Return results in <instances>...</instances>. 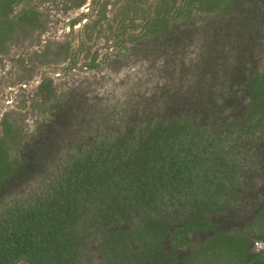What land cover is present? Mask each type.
Listing matches in <instances>:
<instances>
[{
  "label": "trees",
  "instance_id": "obj_1",
  "mask_svg": "<svg viewBox=\"0 0 264 264\" xmlns=\"http://www.w3.org/2000/svg\"><path fill=\"white\" fill-rule=\"evenodd\" d=\"M87 8L71 27L111 41L106 70L43 78L31 127L3 118L0 264H264V0ZM44 27L36 0H0V51ZM83 42L31 61L69 72Z\"/></svg>",
  "mask_w": 264,
  "mask_h": 264
},
{
  "label": "rangeland",
  "instance_id": "obj_2",
  "mask_svg": "<svg viewBox=\"0 0 264 264\" xmlns=\"http://www.w3.org/2000/svg\"><path fill=\"white\" fill-rule=\"evenodd\" d=\"M63 2L64 0H36L38 9L43 14L45 27L41 28V31H38L33 38L11 42L5 52L0 51V136L4 133L3 118L12 110L25 113L26 125L33 126L34 117L32 110L29 109L30 97L43 78H53L62 86L68 80L70 81V78L106 70L101 66L90 65V62L95 56L99 62L110 52L111 41L107 42L103 35L98 36L96 30L81 32L87 19L77 22L74 28L71 27L74 19L81 13L87 12L90 0H87L80 8L69 10L65 8ZM81 40L84 44L81 49L78 46H76L78 48L74 47L73 53L80 51L77 57H74L75 67L69 72L63 69L68 61L53 65L47 62L48 59L45 60L49 57L40 56L35 59L36 68L35 63L31 61V58H35V51L40 53L49 41H71L72 44L78 45ZM252 241L253 251L264 255V233L254 234Z\"/></svg>",
  "mask_w": 264,
  "mask_h": 264
}]
</instances>
